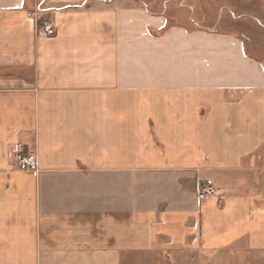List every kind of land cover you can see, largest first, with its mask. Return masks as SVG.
Instances as JSON below:
<instances>
[{
  "label": "crops",
  "instance_id": "obj_1",
  "mask_svg": "<svg viewBox=\"0 0 264 264\" xmlns=\"http://www.w3.org/2000/svg\"><path fill=\"white\" fill-rule=\"evenodd\" d=\"M88 1L0 0V264H264V61Z\"/></svg>",
  "mask_w": 264,
  "mask_h": 264
},
{
  "label": "rangeland",
  "instance_id": "obj_2",
  "mask_svg": "<svg viewBox=\"0 0 264 264\" xmlns=\"http://www.w3.org/2000/svg\"><path fill=\"white\" fill-rule=\"evenodd\" d=\"M102 5L115 9L142 7L154 14H164L168 19L163 26L164 31L179 25L190 29L232 32L246 40V51L250 55L264 61V0H89L86 4ZM152 32L156 34L154 30ZM18 147L24 153H34L37 166L29 169L38 170L35 150L28 151L22 145ZM17 161L22 167L18 159Z\"/></svg>",
  "mask_w": 264,
  "mask_h": 264
},
{
  "label": "built area",
  "instance_id": "obj_3",
  "mask_svg": "<svg viewBox=\"0 0 264 264\" xmlns=\"http://www.w3.org/2000/svg\"><path fill=\"white\" fill-rule=\"evenodd\" d=\"M45 30L48 33H53L54 32V23L49 20L45 23L44 25ZM17 159L21 163L22 167L25 168H35L37 166L36 158L34 156V153H24L22 149L19 147L18 152H17ZM215 193V187L213 184L209 182H202L199 185L198 188V195L201 199H206L213 195Z\"/></svg>",
  "mask_w": 264,
  "mask_h": 264
}]
</instances>
